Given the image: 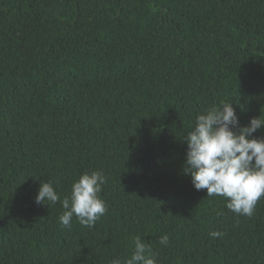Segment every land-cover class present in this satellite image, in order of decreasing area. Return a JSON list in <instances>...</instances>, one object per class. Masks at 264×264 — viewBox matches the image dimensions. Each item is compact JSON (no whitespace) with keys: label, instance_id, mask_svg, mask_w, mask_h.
I'll return each mask as SVG.
<instances>
[{"label":"trees","instance_id":"16d2710c","mask_svg":"<svg viewBox=\"0 0 264 264\" xmlns=\"http://www.w3.org/2000/svg\"><path fill=\"white\" fill-rule=\"evenodd\" d=\"M227 100L264 119V0H0V264H110L136 236L158 264H264V197L237 215L183 172ZM95 170L107 212L63 226ZM48 179L60 200L37 204Z\"/></svg>","mask_w":264,"mask_h":264},{"label":"clouds","instance_id":"9594fccd","mask_svg":"<svg viewBox=\"0 0 264 264\" xmlns=\"http://www.w3.org/2000/svg\"><path fill=\"white\" fill-rule=\"evenodd\" d=\"M264 128V119L251 118L240 126L232 105L227 101L212 105L195 117L184 141L187 145L183 172L191 177L196 190L205 189L207 196H221L226 207L237 215L251 217L257 202L264 197V136L254 133ZM106 178L101 170L82 173L71 187L70 197L62 201L64 211L59 222L70 228L73 216L80 225L91 228L107 212L100 197ZM60 200L53 182H41L35 203L55 204ZM219 238L222 232L210 233ZM159 242L168 244V236ZM134 250L125 260L114 258L110 264H158L151 246L140 236L134 237Z\"/></svg>","mask_w":264,"mask_h":264}]
</instances>
